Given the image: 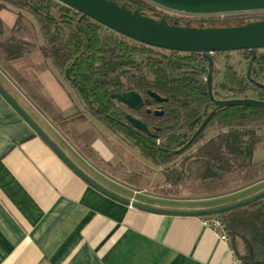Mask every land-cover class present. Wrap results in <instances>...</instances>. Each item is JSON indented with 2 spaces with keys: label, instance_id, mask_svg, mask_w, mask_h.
Instances as JSON below:
<instances>
[{
  "label": "trees",
  "instance_id": "1",
  "mask_svg": "<svg viewBox=\"0 0 264 264\" xmlns=\"http://www.w3.org/2000/svg\"><path fill=\"white\" fill-rule=\"evenodd\" d=\"M131 10L166 18L171 24L214 27L243 25L248 20L264 19L263 12L227 14L223 17L171 14L148 0H114ZM12 5L28 10L36 19L44 43L41 46L26 38L32 33L20 13L12 35L4 38L5 24L1 12ZM40 48L55 69L81 96L86 112L111 131L127 139L132 147L151 163L162 167L164 184L192 197H216L211 208L250 198L264 191V186L246 192L264 182V159H254L264 143V110L247 106H230L216 112L202 132L190 143L202 121L216 107L208 94V60L201 53H184L151 47L119 34L94 19L57 0H0V66L24 80L11 62ZM237 57H232V55ZM223 55V62L219 56ZM214 95L217 99L255 98L264 100V90L251 83L247 69L252 57L249 50L213 54ZM221 63V65H220ZM71 68V76L66 70ZM130 69L131 80L124 77ZM252 78L264 82V53L258 51ZM121 90L144 94L154 91L166 98L161 103L163 115L145 113L141 119L152 131L137 130L131 125L114 122L109 115L119 110L110 108V95ZM36 102L50 113L53 105L33 93ZM57 119H63L56 115ZM76 117L73 119H82ZM72 119V120H73ZM218 131L206 139L210 128ZM124 179L142 187L140 172L126 174ZM227 220L230 237L242 240L236 244L245 264H264V198L249 205L220 214ZM252 249V253H251Z\"/></svg>",
  "mask_w": 264,
  "mask_h": 264
},
{
  "label": "crops",
  "instance_id": "2",
  "mask_svg": "<svg viewBox=\"0 0 264 264\" xmlns=\"http://www.w3.org/2000/svg\"><path fill=\"white\" fill-rule=\"evenodd\" d=\"M43 43L42 38L38 46ZM36 51L11 62L24 80L0 66V84L81 170L105 188L149 206L173 210L212 207L216 197L150 194L124 178L106 175L105 166L95 163L97 153L84 143L78 130L83 125L96 128L102 140L109 128L86 112L81 96L66 86L65 77L40 48ZM24 59L35 63L32 77L17 67ZM33 93L50 103L53 98L56 113L44 110ZM81 110L85 117L73 119ZM57 114L63 119H57ZM76 124L79 129H69ZM110 153L112 161L101 162L107 169L114 167L117 158L114 150ZM130 173L134 171L125 170V175ZM172 201L182 205H164ZM236 244L231 237L221 240L202 216L153 213L98 191L0 95V264H245Z\"/></svg>",
  "mask_w": 264,
  "mask_h": 264
},
{
  "label": "water",
  "instance_id": "3",
  "mask_svg": "<svg viewBox=\"0 0 264 264\" xmlns=\"http://www.w3.org/2000/svg\"><path fill=\"white\" fill-rule=\"evenodd\" d=\"M63 4L81 12L105 27L132 38L138 42L151 47L169 51H180L184 53H201L209 65L207 75L208 94L216 107L202 121L197 131L190 140L193 141L200 132L204 130L217 111L230 106H247L264 110V100L255 98H231L217 99L214 95L213 74L215 70L214 53L232 52L238 50H249L252 54L248 69L247 78L256 86L264 87V84L252 78V68L257 59L258 51L264 49V19L248 20L243 25L236 26H214L197 27L182 26L176 23L171 24L166 18L156 19L142 13V8L131 10L127 4L120 5L114 0H57ZM157 6L180 14L187 15H224L241 12L264 11V0H148ZM129 69L124 70V74ZM66 76L70 78L71 68L66 70ZM149 94L157 102H165L166 98L154 91ZM0 95L14 108V110L30 125L51 149L84 181L92 187L123 204L137 209L176 216H208L220 215L227 211L249 205L264 198V191L250 198L239 202L208 208L203 210H173L163 209L134 201L123 197L96 182L83 170H81L66 153L37 125V123L18 104L11 94L0 84ZM111 98L116 99L121 110L126 114L131 126L137 130L151 135L152 131L143 120L133 116L128 109L139 110L145 104L144 97L136 90L121 93H112ZM149 103V102H148ZM124 105V107H122ZM156 115H163L162 112H155ZM226 220V219H225ZM227 222V220H226ZM228 224V223H227ZM252 253V249H251ZM257 264V262H255Z\"/></svg>",
  "mask_w": 264,
  "mask_h": 264
},
{
  "label": "rangeland",
  "instance_id": "4",
  "mask_svg": "<svg viewBox=\"0 0 264 264\" xmlns=\"http://www.w3.org/2000/svg\"><path fill=\"white\" fill-rule=\"evenodd\" d=\"M9 8L7 10H4L1 12V17L4 21L5 24V33H4V38L9 37L12 35V30L13 26L21 13L23 15V18L25 20V24L29 25L32 29V33L27 35L26 38L32 39L35 41L37 44L42 41V37L40 35L39 31V26L37 24V21L35 17L26 9H18L12 5H8ZM169 11V10H168ZM172 12V11H170ZM254 12H263V11H254ZM254 12H241V13H232V14H255ZM175 12H172L173 14ZM175 14H180V13H175ZM187 15V14H184ZM227 15V14H224ZM224 15H205V16H217V17H223ZM188 16H196L192 17L195 20V22L200 19V17L207 18L205 16H199V15H188ZM219 26V24H217ZM34 52H37L36 50ZM259 52L264 53V49H260ZM232 57H237L234 53ZM220 62L224 59V56L221 55L219 56ZM221 65V63H220ZM17 67L20 69V71L29 77H32L36 73V66L35 63L31 61V59H24L20 61V63L17 64ZM62 75V74H61ZM64 77V75H62ZM66 86L69 88L70 84L68 81L65 79ZM51 98V103L53 104L54 100ZM79 99V98H77ZM83 102V101H82ZM83 104L81 105V107ZM83 109V108H82ZM85 117L83 110L79 114H77L76 117ZM95 124L101 125L96 119H92ZM106 128V127H105ZM69 129L77 130L78 125H71ZM80 137L84 141V143H87L89 147L94 150L97 153V160L95 159V163L98 164V166L106 168L105 173L109 177H115L119 180H122L125 177V170H130L134 172H140L144 175L145 182L142 185V188L144 189L143 191H146L147 193H157V194H162L164 196H173V197H179L182 199H186L191 196V193L184 189L181 190L180 192H176L172 190L168 185L164 184V174H163V168L159 167L148 160H146L139 152L137 148H132V146L129 144L127 139L123 136H119L115 134L114 132L110 131L108 129L107 133L108 136L103 138L101 140V132L93 127H89L86 125H83L80 127L78 130ZM218 131L216 128H210L207 133H206V139L214 136ZM262 135H264V128L260 131ZM114 150L116 152L117 158L113 161L112 166H109L108 169L104 163H101L102 160L104 162L110 161L108 159H111L112 161V152ZM105 151V152H104ZM254 159L256 161H260L264 159V143L257 149L255 153ZM117 181V179H115ZM118 180V181H119ZM264 186V182L251 187V189H248L246 192H252L256 190L257 188ZM145 197H147L145 195ZM164 205L168 206H179L182 204H178L176 201H172L165 203ZM238 247L240 248L241 251L244 249V245L242 240L237 239Z\"/></svg>",
  "mask_w": 264,
  "mask_h": 264
},
{
  "label": "flooded vegetation",
  "instance_id": "5",
  "mask_svg": "<svg viewBox=\"0 0 264 264\" xmlns=\"http://www.w3.org/2000/svg\"><path fill=\"white\" fill-rule=\"evenodd\" d=\"M125 79L130 82L131 77H130V69L129 72L124 74ZM261 83V82H260ZM264 84V82L262 83ZM260 87V86H258ZM260 89L264 90V87H260ZM127 91H131V90H121L119 92L116 93H121V92H127ZM143 95L144 100H145V104L142 108H140L139 110H133V109H128V112L131 113L133 116L141 119L142 117H144L145 113L147 114H155V112L159 111L162 112L163 106L161 104V102H157L150 94L149 91L148 93L144 94L142 92H139ZM110 110H119L115 113V115H109L110 118L112 119V121L114 122H120L122 124L125 125H130L129 120L127 119L126 114L121 110L120 104L116 101V99L111 98L110 96ZM149 102V103H148ZM122 107H124V105H122ZM156 115V114H155ZM156 116H161V115H156ZM142 120V119H141Z\"/></svg>",
  "mask_w": 264,
  "mask_h": 264
},
{
  "label": "built area",
  "instance_id": "6",
  "mask_svg": "<svg viewBox=\"0 0 264 264\" xmlns=\"http://www.w3.org/2000/svg\"><path fill=\"white\" fill-rule=\"evenodd\" d=\"M205 225L209 226L212 231L223 241H229V226L226 220L220 215L203 216Z\"/></svg>",
  "mask_w": 264,
  "mask_h": 264
}]
</instances>
